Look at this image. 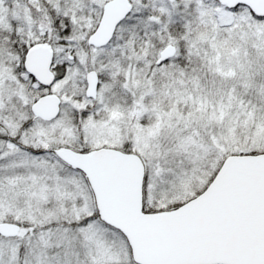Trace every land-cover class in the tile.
Listing matches in <instances>:
<instances>
[{"label": "snow or ice", "instance_id": "snow-or-ice-1", "mask_svg": "<svg viewBox=\"0 0 264 264\" xmlns=\"http://www.w3.org/2000/svg\"><path fill=\"white\" fill-rule=\"evenodd\" d=\"M0 264H264V0H0Z\"/></svg>", "mask_w": 264, "mask_h": 264}]
</instances>
